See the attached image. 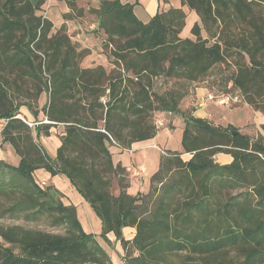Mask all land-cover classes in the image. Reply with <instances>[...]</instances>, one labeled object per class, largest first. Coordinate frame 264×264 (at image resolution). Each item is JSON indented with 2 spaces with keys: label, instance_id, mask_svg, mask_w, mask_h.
Segmentation results:
<instances>
[{
  "label": "trees",
  "instance_id": "trees-1",
  "mask_svg": "<svg viewBox=\"0 0 264 264\" xmlns=\"http://www.w3.org/2000/svg\"><path fill=\"white\" fill-rule=\"evenodd\" d=\"M176 1L179 8L143 23L135 3L98 0L88 13L105 36L107 70L80 66L89 50H79L67 31L84 15L75 0H64L68 10L55 33L41 15L48 0H0V147L8 144L19 159L17 166L0 160V219L63 230L0 226V264H112L69 198L37 177L41 170L64 178L93 210L100 239L109 243L112 234L125 253L122 264H264V124L248 125L252 134L218 126L192 115L197 99L181 108L187 90L154 91L158 79L208 85L223 78V91L208 85L207 93L236 97L264 114V0ZM183 8L198 18L193 39L181 38ZM45 93L49 102L39 109ZM22 107L35 119L32 127L20 117ZM41 114L45 123L37 121ZM154 114L180 116L182 151H166L149 191L131 196L110 149L154 139ZM56 127H63L60 145L50 157L38 140ZM219 154L231 163H215ZM125 228L135 230L131 240Z\"/></svg>",
  "mask_w": 264,
  "mask_h": 264
},
{
  "label": "rangeland",
  "instance_id": "rangeland-1",
  "mask_svg": "<svg viewBox=\"0 0 264 264\" xmlns=\"http://www.w3.org/2000/svg\"><path fill=\"white\" fill-rule=\"evenodd\" d=\"M75 1L77 3L78 8H81L84 11V15L82 16L81 21L69 22L67 25V31L72 42L77 45L79 50L82 49L89 50L86 56L82 58V60L80 61V66L82 68L102 66L108 70L110 68V64H109L110 60L106 57V53H103L101 48V43L105 39V36L100 32L94 31L96 29V22H95L96 18L94 17V15L88 13V10L94 9L98 6V0H75ZM137 1L141 5V7H148L151 1L155 2V0H137ZM170 7L179 8L180 3L178 1H173L170 5L162 6L160 4V10L162 9L167 10ZM67 10L68 9L66 7L64 0H48L46 7L44 11H42L41 15L52 22L53 24L52 33H55L56 30L63 23L62 15L66 13ZM183 10L186 13L187 17L185 21V27L181 33V38L193 39V37L190 34V30L193 24L198 20V18L194 12L189 11L186 8H183ZM148 15L149 16L140 15L139 18L146 21L154 14L150 12L148 13ZM201 35L202 37L206 36L204 31L201 32ZM228 74L229 72L226 71L225 75L228 76ZM212 75L218 78L220 75H222V73H220V71H218L217 68L215 72L212 73ZM208 85L202 82L184 83L182 81L158 79L157 81H155L154 91L157 93H163L166 90L177 89V88H180L185 91L187 90V96L181 103V108L186 109L191 102L196 100L197 88L208 87L211 89L210 91H212L213 93L221 92L224 90V79L222 78L220 83L219 81L217 82V79L216 81L214 80V82L209 80ZM101 100L104 101V98H102ZM48 102H49L48 94L46 93L42 94L37 102L38 108L42 109L46 104H48ZM243 105H244L243 102L237 103L236 105L233 104L232 108L230 109L227 106H219L216 101H210L206 103L207 111L213 116L212 121L221 124L222 126L232 125L236 127L239 131L247 132V133L250 132V134H252L251 132H253V129H251V126L248 125L254 124L255 126L258 127L259 125L264 124V114L254 113L249 109L248 106H243ZM43 119L44 118L41 114L39 116V120L45 123L46 121ZM153 122L158 129L157 132L158 141L155 144L160 148L164 149V144L167 143V149L179 150L181 148L180 140L183 130V122L180 116L169 115V114H154ZM179 122L181 123L179 124ZM62 128L63 127H56L55 129L52 130L49 136L47 137L40 136L38 140L39 145L50 157H54L56 149L60 145V133L62 132ZM0 142H1V137H0ZM1 158H2V154L0 152V160H2ZM37 173H38L37 177L43 180L46 184L48 185L52 184V179L48 177L45 171L41 170L38 171ZM56 180L59 179L56 178ZM115 185L116 183L113 182L110 188V194L113 196L118 195V190ZM61 192L69 199L70 197H72L70 196V194L66 192V190L61 189ZM85 205L88 208H90L86 203ZM92 211L93 210L91 209V212ZM78 218L79 221L84 225V227L85 225H89L85 213L82 210H80V208L78 209ZM16 225H21L25 228L40 230L47 233H53V234L63 233L62 227H51L49 224H45V223L23 222L20 220H14L7 217H3L0 219V226L10 227ZM96 233H97L96 237L99 238L98 239L99 244L103 248H105L108 255L113 258H117L118 260L121 261V263H123L121 257H119L116 252V248L119 247V250L122 253V255H124L125 253H123L119 244L115 242V238L114 241L111 242L107 237L109 243H105L103 240H101L99 237L100 224L98 230H96ZM175 263L177 264L179 263V261L175 260Z\"/></svg>",
  "mask_w": 264,
  "mask_h": 264
},
{
  "label": "crops",
  "instance_id": "crops-1",
  "mask_svg": "<svg viewBox=\"0 0 264 264\" xmlns=\"http://www.w3.org/2000/svg\"><path fill=\"white\" fill-rule=\"evenodd\" d=\"M120 1L122 3H125V2H129L131 4L135 3L136 5L134 6V14L136 18L143 23H147L156 13L161 12V11H166L163 9L160 10V4L164 6V5H170L173 2L171 1L168 4H162L158 0H155V2L151 1L148 7H141V5L139 4L137 0H120ZM170 8H176V7H170ZM150 12H152L154 15L148 18L146 21L139 18L140 15L149 16L148 13ZM206 93L207 91L204 87L197 88L196 89V99L199 100ZM231 106H229L230 109L232 108ZM243 106H247V105H243ZM20 115H21L20 117L23 118L27 123L32 124L35 121V119L31 116V114L25 107H22L20 109ZM192 115L197 118L206 119L215 125L222 126L221 124H218L212 121L213 116L207 111L206 105L202 109L197 108V104L194 105ZM37 121H40L39 118ZM180 123L181 122H179V124ZM3 124L4 122L0 121V127H2ZM251 125H253L255 129L260 126L259 125L257 127L254 124H251ZM222 127H226V126H222ZM157 135L152 140L133 144L129 150H120L116 147H112L110 149L113 165L119 164L121 165V167L125 169V172L127 174V183H128L127 193L131 196H135L138 193L146 194L149 191L150 178L158 170L161 156L164 155L166 151H177V152L182 151L181 148L179 150L178 149L177 150L167 149V143L164 144V149L160 148L159 146L155 144L158 141ZM112 149L115 151H113ZM0 152L2 154V158H1L2 161L6 162L7 164L11 166L18 165L19 159L15 155L13 149L8 144H3L1 146ZM190 157H191L190 155L183 154L181 156V159L184 162H186L190 159ZM214 160H215V163L219 165H227L231 163L232 158L229 155L219 154L215 156ZM56 178L59 180H56ZM56 178L52 179V185L56 189H58L60 192H61V189L66 190V192L70 194V196H72L70 197L69 200L70 202L72 201L71 204L74 205L76 208L77 217H78L79 208L85 213L86 218L89 222V225H85L84 227V225L79 221L85 233L87 234L94 233L93 235L97 236L96 230H98L99 221L95 219L96 217L93 214V211L91 212V209L85 205L82 199L75 193V191L72 190V188L69 186L68 182L64 178L62 177H56ZM43 183L47 185L45 182ZM115 186L117 188V185ZM122 233L126 240H131L135 234V230L131 228H125L123 229ZM107 237L111 242L114 241V236L112 234H109ZM98 239L99 238L96 237L97 242H98ZM103 249L105 250V248ZM116 252L119 257L122 256V253L120 252L119 247L116 248ZM109 257L111 259L112 264H122L121 261L118 260L117 258H113L111 256Z\"/></svg>",
  "mask_w": 264,
  "mask_h": 264
},
{
  "label": "built area",
  "instance_id": "built-area-1",
  "mask_svg": "<svg viewBox=\"0 0 264 264\" xmlns=\"http://www.w3.org/2000/svg\"><path fill=\"white\" fill-rule=\"evenodd\" d=\"M210 101H216L219 106H231L233 104H236L238 99L236 97H218L215 98L213 94L211 93H206L204 96H202L198 101H197V108L202 109L205 107L206 103ZM24 121V120H23ZM26 122V121H24ZM27 123V122H26ZM28 126L32 127L34 124L27 123Z\"/></svg>",
  "mask_w": 264,
  "mask_h": 264
}]
</instances>
